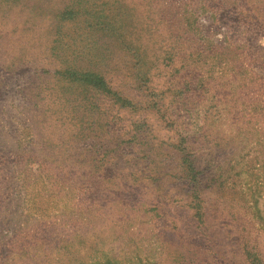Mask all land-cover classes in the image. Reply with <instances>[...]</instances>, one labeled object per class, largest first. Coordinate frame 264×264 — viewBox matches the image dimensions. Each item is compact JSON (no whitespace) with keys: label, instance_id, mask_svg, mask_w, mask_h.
<instances>
[{"label":"rangeland","instance_id":"rangeland-1","mask_svg":"<svg viewBox=\"0 0 264 264\" xmlns=\"http://www.w3.org/2000/svg\"><path fill=\"white\" fill-rule=\"evenodd\" d=\"M0 264H264V0H0Z\"/></svg>","mask_w":264,"mask_h":264},{"label":"trees","instance_id":"trees-1","mask_svg":"<svg viewBox=\"0 0 264 264\" xmlns=\"http://www.w3.org/2000/svg\"><path fill=\"white\" fill-rule=\"evenodd\" d=\"M79 80L86 82L88 84H92L98 89H103L105 92L111 91L107 80L104 79L102 76H99L98 74H94L90 72L82 73L80 74Z\"/></svg>","mask_w":264,"mask_h":264}]
</instances>
